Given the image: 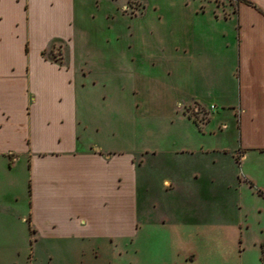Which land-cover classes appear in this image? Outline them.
Returning a JSON list of instances; mask_svg holds the SVG:
<instances>
[{
	"label": "crops",
	"instance_id": "0c3cea01",
	"mask_svg": "<svg viewBox=\"0 0 264 264\" xmlns=\"http://www.w3.org/2000/svg\"><path fill=\"white\" fill-rule=\"evenodd\" d=\"M130 1L0 0V252L194 233L212 258L230 214L236 257L209 264H259L264 0Z\"/></svg>",
	"mask_w": 264,
	"mask_h": 264
},
{
	"label": "rangeland",
	"instance_id": "374dc122",
	"mask_svg": "<svg viewBox=\"0 0 264 264\" xmlns=\"http://www.w3.org/2000/svg\"><path fill=\"white\" fill-rule=\"evenodd\" d=\"M229 1L235 2V0ZM58 45L56 43V47ZM228 204L230 205V203ZM218 219L219 230L211 237L207 236L208 240L214 243L212 248L215 255L212 258L207 253L206 246L201 244L200 238L194 233L185 239L184 237L179 239L174 233H167L160 241L147 240L145 239L147 235L144 233L141 235L144 240H141L140 237L139 240H133V242L123 239L114 240L113 243L101 242L103 244L95 245L60 240L47 244V249L36 245L34 239L27 234V242L24 243L22 239L20 241L17 239L19 241L17 251L14 248L1 251L0 259L16 260L17 264H174L173 260L176 259L179 252L184 251L185 248L193 247L197 249L202 264H209L210 259H212L211 262L218 263L222 257H230L232 253L236 257L235 253L238 251L236 247L240 241L236 224L239 219L235 218L234 226L230 225V214L220 216ZM241 221L243 224L241 243L245 249L244 258L248 262H255L258 245L260 241H264V213L249 212ZM208 240L204 239L203 241L208 242Z\"/></svg>",
	"mask_w": 264,
	"mask_h": 264
},
{
	"label": "flooded vegetation",
	"instance_id": "af4514ba",
	"mask_svg": "<svg viewBox=\"0 0 264 264\" xmlns=\"http://www.w3.org/2000/svg\"><path fill=\"white\" fill-rule=\"evenodd\" d=\"M130 4H132L133 6H134V0H131L130 1ZM130 7H131V9H134L131 5H130ZM139 10H140V7H137ZM137 8H135V9H137ZM138 10V11H139ZM188 110V112H189V114H190V117L193 119V120H196L197 122H201V121H206V115H205V113H203V116H200V114H199V111L198 112H196L195 110H194V108H188L187 109Z\"/></svg>",
	"mask_w": 264,
	"mask_h": 264
},
{
	"label": "trees",
	"instance_id": "16d2710c",
	"mask_svg": "<svg viewBox=\"0 0 264 264\" xmlns=\"http://www.w3.org/2000/svg\"><path fill=\"white\" fill-rule=\"evenodd\" d=\"M236 1H240V0H236ZM139 10V9H138ZM140 10H141V7H140ZM56 43L57 42H53L52 43V46H51V52L56 48ZM58 46H61L60 44ZM46 54V52H42V55L44 56ZM260 251H261V254H260V262L261 264H264V241L261 242L260 244Z\"/></svg>",
	"mask_w": 264,
	"mask_h": 264
},
{
	"label": "water",
	"instance_id": "95a60500",
	"mask_svg": "<svg viewBox=\"0 0 264 264\" xmlns=\"http://www.w3.org/2000/svg\"><path fill=\"white\" fill-rule=\"evenodd\" d=\"M196 112H198L199 111V109H194ZM199 114H200V116H203V113L202 112H199Z\"/></svg>",
	"mask_w": 264,
	"mask_h": 264
}]
</instances>
